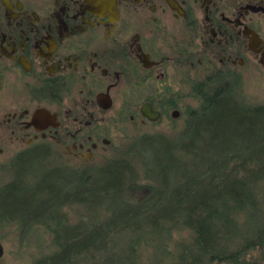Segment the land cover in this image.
I'll return each instance as SVG.
<instances>
[{
    "label": "flooded vegetation",
    "instance_id": "af4514ba",
    "mask_svg": "<svg viewBox=\"0 0 264 264\" xmlns=\"http://www.w3.org/2000/svg\"><path fill=\"white\" fill-rule=\"evenodd\" d=\"M262 29L264 0H0V156L89 165L106 130L161 122L179 87L263 66Z\"/></svg>",
    "mask_w": 264,
    "mask_h": 264
},
{
    "label": "trees",
    "instance_id": "16d2710c",
    "mask_svg": "<svg viewBox=\"0 0 264 264\" xmlns=\"http://www.w3.org/2000/svg\"><path fill=\"white\" fill-rule=\"evenodd\" d=\"M234 78L210 74L194 87L192 96L199 104L186 113L182 142L161 135L131 137L114 146L117 155L102 166L50 170L57 177L52 188H44L46 193L56 199L67 194L59 211L72 204L87 210L76 224H66L62 241L55 236L53 253L32 264H264V223L249 216L241 227L234 218L237 212L257 215L261 208L257 197L264 189V105L240 103L233 94L239 83ZM194 126L205 136L198 146H188L183 141ZM179 151L183 154L176 155ZM142 153L151 154L157 170L139 168ZM162 169L164 178L159 176ZM169 174L174 185L167 191ZM6 188L0 199L9 195ZM142 189L147 193L141 199L129 196ZM118 201L124 214L114 207L93 209ZM50 222L34 223L56 235ZM183 229L193 243L175 254L168 250L170 238ZM128 231L142 234L123 238ZM153 252L161 257L152 259Z\"/></svg>",
    "mask_w": 264,
    "mask_h": 264
},
{
    "label": "rangeland",
    "instance_id": "374dc122",
    "mask_svg": "<svg viewBox=\"0 0 264 264\" xmlns=\"http://www.w3.org/2000/svg\"><path fill=\"white\" fill-rule=\"evenodd\" d=\"M261 34L264 37V29ZM237 75L235 77L239 82L234 88L235 98L242 104L249 106L264 105V64L261 66L258 61L252 60L245 66L235 68ZM201 68H195L192 76L195 77L197 83L199 78L203 75ZM179 78H185L181 73H177ZM177 89V88H176ZM179 94L182 96L181 100L177 101L175 108L163 109L164 115L161 117V122L156 124L140 125L136 124L134 127L126 122L122 128H113V130H106L108 139L112 143V149L100 150L95 155V159L90 163L91 166H102L104 161L108 158H113L116 152L112 151L114 146H118L127 141V138L136 139L140 136H150V138H158L160 135L167 140H172L175 143H180L181 135L184 131L186 113L198 108V100L193 95V89L190 87H179ZM177 91V90H173ZM171 95V93H169ZM179 112V114H178ZM177 113L178 119H173L172 114ZM205 135L202 134V128L194 126L190 129L188 137L183 141L184 144L199 145ZM134 139V138H133ZM129 140V139H128ZM152 145H159L156 141L148 142ZM157 143V144H156ZM147 144H140L138 147H145ZM111 149V150H110ZM137 150V149H136ZM140 149H138L139 151ZM62 153L61 150L45 148L37 149L36 152H30L24 157L6 159V154L0 156V191L10 184L13 186L6 188L9 195L5 200L0 199V244L3 247V255L0 259V264H32L34 261L53 253L55 250V236L62 241L66 235V224L72 225L78 222L80 215L87 209L78 208L77 205H69L63 207L59 211L58 207L60 201L67 195L64 192L58 194V200L50 193H46L45 189L52 188V183L55 185V176L49 174L50 170H59L58 166L64 165L68 167L79 168L84 165V162L77 160V156H66L64 161H58L56 154ZM141 152V151H139ZM163 152V150H162ZM183 154L182 151L176 153ZM9 157L10 155L7 154ZM117 155V154H116ZM19 157V156H18ZM145 163V164H143ZM139 168L143 165L150 168L156 167L151 158V154L142 153L139 160ZM138 168V169H139ZM155 170H157L155 168ZM161 171V170H160ZM59 172V171H57ZM160 178L163 177L164 170L159 173ZM53 177H51V176ZM168 175L167 191L169 187L174 184L173 177L170 179ZM164 178V177H163ZM162 178V180H163ZM57 186V184H56ZM175 188V187H174ZM5 189V191H6ZM32 193H37V197H33ZM147 193L145 189L130 192L131 197L136 200L141 199ZM51 198V199H50ZM50 199V200H49ZM258 202H260L259 214H244L234 213V218L237 225L241 227L247 226L248 217H256L264 223V189L258 191ZM106 207H114L117 212L125 213L122 202L118 201L115 204L107 202L104 205H95L93 209L103 211ZM127 213V212H126ZM60 214V215H59ZM102 215V212L100 213ZM52 219V221H51ZM40 220L44 223L50 222L56 230V235L49 234L46 228L42 225H37L34 222ZM59 224V225H58ZM46 226V225H45ZM247 228L243 229L246 230ZM134 232L128 231L123 235V238H134ZM168 250L173 253H179L184 246L188 247L193 243L191 233L183 229V231L173 232ZM155 250V248H153ZM159 253L153 252L152 259L156 260L161 256Z\"/></svg>",
    "mask_w": 264,
    "mask_h": 264
},
{
    "label": "water",
    "instance_id": "95a60500",
    "mask_svg": "<svg viewBox=\"0 0 264 264\" xmlns=\"http://www.w3.org/2000/svg\"><path fill=\"white\" fill-rule=\"evenodd\" d=\"M254 34V33H253ZM255 35V34H254ZM254 36L252 35V38H253ZM141 115L143 116V118H146L147 120H149L150 122H153V123H155L157 120H158V117H159V115H158V113L157 112H154L151 108H149L148 106H145V108H143L142 110H141ZM177 113H175V114H172V117L173 118H176L177 117ZM3 252H4V250H3V247L1 246V244H0V259H1V257H2V255H3Z\"/></svg>",
    "mask_w": 264,
    "mask_h": 264
}]
</instances>
